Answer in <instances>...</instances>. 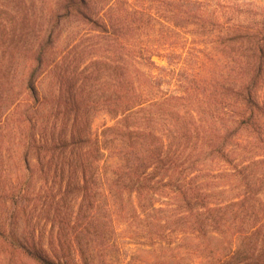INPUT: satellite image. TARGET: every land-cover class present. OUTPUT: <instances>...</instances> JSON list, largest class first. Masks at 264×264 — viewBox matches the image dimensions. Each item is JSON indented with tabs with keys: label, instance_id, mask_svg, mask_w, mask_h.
<instances>
[{
	"label": "trees",
	"instance_id": "trees-1",
	"mask_svg": "<svg viewBox=\"0 0 264 264\" xmlns=\"http://www.w3.org/2000/svg\"><path fill=\"white\" fill-rule=\"evenodd\" d=\"M125 1L54 0L46 8L41 7L43 19L51 22L47 33L37 39L29 37L26 30L38 29L37 17L28 28H16L20 30L14 45L27 63L24 79L29 92L23 103L13 104L11 111L12 119L17 118L18 137L23 138L24 165L15 178L24 188L19 186L14 192L18 205L11 207L5 200L2 211L15 217V225L21 214H28V203L22 197L27 180L37 169L34 167L29 174L26 171L32 168L30 158L36 154L45 175H49L52 166L58 169L60 196L80 197L75 216L71 210L65 213L64 222L68 225L82 222L86 232L96 226L91 208L98 198L117 203V208H113L116 216L105 217L116 227L120 220L133 227L131 233L138 243L153 244L157 235L162 241L172 231L204 235L212 225L222 231L229 216L219 204L211 206L209 196L219 193L215 190L217 183H223L225 177L232 176L239 184L238 175L226 167L239 170L237 157L243 132L250 151L264 141V16L259 22L229 17L221 20L208 13L199 0H164L170 16L166 21L173 26L192 25L220 51L206 56L202 64L205 73L188 55H160L172 67L153 81L145 69L168 66L157 64L150 52L132 49L128 32L138 30L140 35L145 22L130 19ZM24 13L26 17L31 15L27 9ZM60 17L85 29L83 38L70 45L62 60L57 59L61 50H55L59 32L54 33ZM214 32L219 33L217 37ZM47 67L56 87L50 107L55 114L62 113L61 124L50 130L45 127L37 135L28 117L39 109L34 106L38 100L35 75ZM159 82L175 86L164 91ZM2 95L7 97L8 91L2 90ZM99 110L115 120L106 127L114 138V151L109 154L122 160L112 168L111 180L102 165L103 150L108 148L91 130L92 113ZM11 126L14 128L13 123ZM198 162H202V169L217 171L218 175L205 174L201 169L191 174ZM132 196H136V203ZM161 197H169L177 211L158 213L154 204L163 203ZM126 198L130 201L128 206L124 205ZM241 202L232 201L229 206L237 210ZM102 216L103 221L97 220L101 237L105 224ZM8 232L2 222L0 253L4 264H76L73 252L87 261L91 251L87 245L82 248L80 244L62 241L54 256L32 240L30 231L21 236L24 243L19 236L13 241ZM253 242L248 240L250 246Z\"/></svg>",
	"mask_w": 264,
	"mask_h": 264
},
{
	"label": "rangeland",
	"instance_id": "rangeland-1",
	"mask_svg": "<svg viewBox=\"0 0 264 264\" xmlns=\"http://www.w3.org/2000/svg\"><path fill=\"white\" fill-rule=\"evenodd\" d=\"M51 1L54 0H0V226L2 222L5 224L13 241L19 236V241L23 242L21 236H26L30 231L32 240L54 256L59 252L57 246L62 244V241L65 244L70 242L75 246L80 244L82 248L89 246L91 251L87 261H84L78 252H73L76 264H258L264 262V141L260 142L259 148L250 151L245 142V132H243V145L239 147L240 152L237 157L238 172L226 167L230 173L238 175L239 184H235L237 181L232 176L225 177L227 179H224L223 183H217L215 190L219 193L209 196L210 205L219 204L222 211L224 210L229 216L222 231L212 225L208 226L204 235L197 232L172 231L169 237L162 241H158L160 239L157 235V241L153 244L138 243L131 233L133 227L128 226L123 220H120L121 223L116 227L105 217V215H111L112 218L116 216L117 211L113 208H117V203L114 200L107 203L98 198L91 208V211L95 212L96 226H91L90 231L86 232L83 230L82 222L68 225L64 222L65 213L71 210L75 216L80 197L60 196L57 190L58 177H56L58 169L52 166L49 169V175H45L40 170L36 154L30 158L32 168L26 171L29 174L34 167L37 169L27 180L26 191L22 197L28 203V214L24 216L21 214L15 225V217L2 211L5 200L11 207L18 205L19 200L14 192L19 189V186L21 189L24 188V184H19L18 179L15 178L18 174L17 170L22 171L21 166L24 165L21 157L23 138L18 137L17 118L12 119L11 111L13 104L17 101L23 103L29 92L24 79L27 63L21 58L20 49L14 45V43L17 44L20 30L16 28L18 25L20 28L22 26L28 28L31 20L37 17L38 29L35 31L27 29L26 31L30 33L29 37L37 39L38 35L47 33L51 22L43 19L41 7L46 8ZM199 1L203 2L208 13L218 16L221 20L229 17L236 21L259 22L264 16V0ZM125 2L130 12V19L136 23L139 20L145 22V28L140 35H137L138 30L128 32L132 38L131 45L134 46L132 49L136 52H150L157 64L168 66L164 69L146 68L145 72L150 79L157 81L160 74H166L172 67L167 65V59L160 58V55L167 53L188 55L192 61L196 60L195 65L199 71L205 73L206 70L202 64L206 56L220 51L217 46L208 42L209 37L196 32L192 25L173 26L166 21L167 16H170L164 8V0H126ZM26 9L31 14L29 17L25 16ZM84 31L81 24L78 25L75 21L60 17L54 30V33L59 32L55 49L61 50L57 56L58 60H62V57L68 53L72 43L77 42L78 38H83ZM218 34L214 32L213 36L217 37ZM85 39L88 40L87 36ZM87 40H83L84 43ZM88 60L89 57L81 63L79 68ZM49 68L38 71L34 79L38 93V100L34 106H38L39 109L31 112L28 118L37 135H40L45 127L50 130L54 125L57 128L61 124L62 113L55 114L56 111L50 107L56 87ZM2 81L5 83L2 84ZM159 83L161 90L164 91L167 88L173 89L175 86L168 85L166 82ZM4 87L6 88L2 89ZM2 90L8 91L7 97L2 95ZM92 114L91 130L93 134L99 135L105 141V146L108 148L103 150L105 157L103 154L102 165L106 170V176L111 180L112 168L122 161L117 156L109 154L110 150L114 151L111 141L114 138L108 134L109 130L106 127L113 124L115 120L111 119L104 110ZM56 115L58 117L55 120ZM12 123L14 128L11 126ZM201 163L198 162L195 165V171L194 166L192 167L191 174L201 169L205 174L218 175L217 171L202 169ZM180 166L185 167L184 164ZM161 200L163 203L156 201L154 204L155 208L158 207L156 210L158 213L177 211V206L169 197H161ZM238 200L243 201L240 203V208L237 207L235 210V207L229 206L232 201ZM132 201L136 203V196H132ZM129 203L130 201L126 198L124 205L128 206ZM138 207L140 209V206ZM229 209L231 212L228 211ZM102 215L105 220L102 226L103 237L99 234L101 230L97 222L99 219L103 221ZM248 240H255V242L250 246ZM2 259V253H0V264H4Z\"/></svg>",
	"mask_w": 264,
	"mask_h": 264
}]
</instances>
